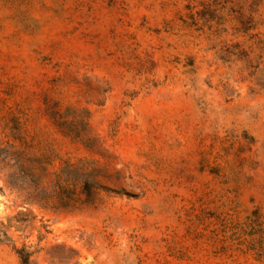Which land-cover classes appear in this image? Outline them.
<instances>
[{
  "label": "rangeland",
  "instance_id": "obj_1",
  "mask_svg": "<svg viewBox=\"0 0 264 264\" xmlns=\"http://www.w3.org/2000/svg\"><path fill=\"white\" fill-rule=\"evenodd\" d=\"M0 264H264V0H0Z\"/></svg>",
  "mask_w": 264,
  "mask_h": 264
}]
</instances>
